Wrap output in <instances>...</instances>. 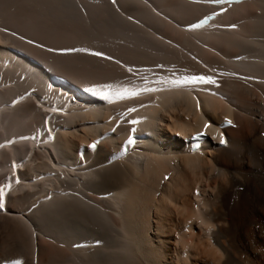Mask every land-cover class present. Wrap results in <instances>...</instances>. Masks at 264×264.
<instances>
[{"label": "bare ground", "instance_id": "bare-ground-1", "mask_svg": "<svg viewBox=\"0 0 264 264\" xmlns=\"http://www.w3.org/2000/svg\"><path fill=\"white\" fill-rule=\"evenodd\" d=\"M212 9L0 0L6 262L264 264V0Z\"/></svg>", "mask_w": 264, "mask_h": 264}, {"label": "rangeland", "instance_id": "rangeland-1", "mask_svg": "<svg viewBox=\"0 0 264 264\" xmlns=\"http://www.w3.org/2000/svg\"><path fill=\"white\" fill-rule=\"evenodd\" d=\"M23 155V154H22ZM3 174H5V173H3ZM7 175V174H6ZM7 178V177H6ZM164 178L165 179H167V176H164ZM209 178H210V176L208 177V176H206V177H204L201 181H199L198 183H196L195 184V187L196 188H198L199 186V190H201V193L202 194H204V196H206V197H211V193H210V191H209V188L208 187H206V185H207V183H208V181H209ZM34 179V178H33ZM190 180H192V178L190 179ZM188 183H189V181H188ZM203 190V191H202ZM206 192V193H205ZM189 194H190V191L188 192ZM206 194V195H205ZM191 196H192V194H191ZM193 200H197L196 199V197H194V199ZM196 205V204H195ZM199 206V204H197L196 206H193V208H196V207H198ZM151 215V214H150ZM176 220H177V217H176ZM187 230V229H189V228H187V226H186V228H183L182 229V231H183V233L185 232L184 230ZM174 232V231H173ZM178 233V232H177ZM182 233V232H181ZM202 233L204 234L205 233V231H202ZM10 235H11V232H10V230H9V228L6 226V224L5 223H0V257L2 256L3 257V259H2V261L5 259L4 257H6V256H3V255H9L11 252H8L9 250H11V248H8V245L6 244L7 242L5 241V240H8L9 239V237H10ZM183 234H177L176 235V233L175 234H173V235H171L172 236V240H175V241H177L178 239H179V237H177V236H182ZM206 235V234H205ZM174 236V237H173ZM7 238V239H6ZM11 251H13V249L11 250ZM202 256H204V258H206V259H208V258H210V257H207V255H205V254H201V255H199V254H197L196 255V257H199V258H201ZM1 259H0V262L2 263V261H1ZM8 259V258H7ZM206 259H203L204 261L206 260ZM7 261H9V260H7ZM13 261H15L14 259L12 260V259H10V262H6V259H5V262L6 263H2V264H12V262Z\"/></svg>", "mask_w": 264, "mask_h": 264}, {"label": "snow or ice", "instance_id": "snow-or-ice-1", "mask_svg": "<svg viewBox=\"0 0 264 264\" xmlns=\"http://www.w3.org/2000/svg\"><path fill=\"white\" fill-rule=\"evenodd\" d=\"M113 2H115V0H113ZM205 2H208V3H217V4H218V3H221V0H205ZM203 23H204V21L201 20V21H200L199 23H197V24H192L191 27H192V28H198V27H200ZM29 43H32V42L29 41ZM50 51H51V49H50ZM60 51H65V52L81 51V52H83V51H88V50H87V49H75V48H72V49H62V50H60ZM92 54H93V55H97V56H101V55H103V54L100 53V52H94V53H92ZM184 82H186V83H195V82L212 83V82H214V81L212 80L211 77L192 76V77H190V78H187ZM103 87H105V88H109V87H111V86H110V85H105V86H103ZM89 91H92V89H89ZM128 94H129V95H136L137 93L132 92V93H128ZM106 98H107V97H106ZM118 98L123 99V98H125V95H124L123 93L118 94ZM129 111H132V109H129ZM133 123H135V121H133ZM229 123H230V121H229ZM207 127H208V125L206 124V125H205V128H207ZM197 135H200V133H198ZM25 139H26V138H25ZM127 143H129V144L133 143V140H132L131 137L128 139ZM220 143L223 144V143H226V141L222 138V139L220 140ZM91 147L95 148V144H93ZM2 197H3V189L0 188V198H2ZM0 207H3L2 201H0ZM12 264H19V261H13Z\"/></svg>", "mask_w": 264, "mask_h": 264}]
</instances>
